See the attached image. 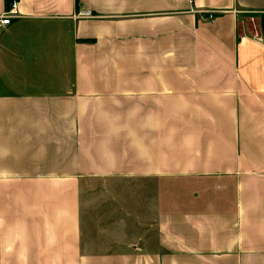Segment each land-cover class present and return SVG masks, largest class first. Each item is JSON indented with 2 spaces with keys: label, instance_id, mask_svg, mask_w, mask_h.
I'll return each instance as SVG.
<instances>
[{
  "label": "crops",
  "instance_id": "0c3cea01",
  "mask_svg": "<svg viewBox=\"0 0 264 264\" xmlns=\"http://www.w3.org/2000/svg\"><path fill=\"white\" fill-rule=\"evenodd\" d=\"M12 1L0 264H264V0Z\"/></svg>",
  "mask_w": 264,
  "mask_h": 264
},
{
  "label": "built area",
  "instance_id": "2783aa9c",
  "mask_svg": "<svg viewBox=\"0 0 264 264\" xmlns=\"http://www.w3.org/2000/svg\"><path fill=\"white\" fill-rule=\"evenodd\" d=\"M190 3L192 0H187ZM19 17V11H18V3L16 1H12L9 8L5 11V13L0 17V29L5 28L6 26H9L10 23L17 19ZM93 15L90 11L83 10L78 12L75 15V19H85V18H92ZM209 19H212V15H209Z\"/></svg>",
  "mask_w": 264,
  "mask_h": 264
},
{
  "label": "rangeland",
  "instance_id": "374dc122",
  "mask_svg": "<svg viewBox=\"0 0 264 264\" xmlns=\"http://www.w3.org/2000/svg\"><path fill=\"white\" fill-rule=\"evenodd\" d=\"M248 28L252 30V32H254L255 28H261V31L264 33V18L258 21H252V20H248V24H247ZM260 30H258V33ZM262 35V34H261ZM264 35V34H263Z\"/></svg>",
  "mask_w": 264,
  "mask_h": 264
}]
</instances>
